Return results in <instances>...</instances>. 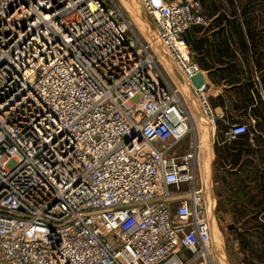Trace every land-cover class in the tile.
<instances>
[{"label": "built area", "instance_id": "1", "mask_svg": "<svg viewBox=\"0 0 264 264\" xmlns=\"http://www.w3.org/2000/svg\"><path fill=\"white\" fill-rule=\"evenodd\" d=\"M140 3L215 126L186 37L200 3ZM159 58L117 0H0V264L210 257L209 185L196 146L175 150L187 105Z\"/></svg>", "mask_w": 264, "mask_h": 264}, {"label": "crops", "instance_id": "2", "mask_svg": "<svg viewBox=\"0 0 264 264\" xmlns=\"http://www.w3.org/2000/svg\"><path fill=\"white\" fill-rule=\"evenodd\" d=\"M232 3L238 6L240 2ZM240 5L234 13H211L207 26L190 28L186 37L191 58L204 74L206 99L216 117L215 126L210 124L212 135L219 131L225 135L235 123L251 125L252 135L244 134L229 147L238 158L230 163L228 174L213 180L214 213L221 212L220 201L225 196L230 223L244 222L249 215L243 217V209L249 206L253 207L252 212L260 214L264 228V96L258 98L253 92L255 84H264V0H247V8L242 11L244 4ZM159 59L168 78L177 84L185 80L170 57ZM189 88L194 91L192 85ZM258 106L262 108L261 117L256 113ZM230 116L236 122L223 128L221 124ZM257 138L261 144L256 142Z\"/></svg>", "mask_w": 264, "mask_h": 264}, {"label": "rangeland", "instance_id": "3", "mask_svg": "<svg viewBox=\"0 0 264 264\" xmlns=\"http://www.w3.org/2000/svg\"><path fill=\"white\" fill-rule=\"evenodd\" d=\"M122 11L130 18L132 24L142 39L149 40L152 44L156 42V46L160 51L161 56L164 60L169 59L165 50L159 44L157 38L153 35L155 30L153 25V20L147 11L143 8L139 0H133L132 7L133 11L145 21L149 22L147 27V32L151 34L152 40L146 37L144 25L137 23L135 16L125 7L126 4L122 0H117ZM204 1V2H203ZM198 0L200 3V8L205 16H211L213 12H219L220 14L235 12L237 7H241L246 10L247 0H236L240 2L237 6L232 3L234 0ZM259 1V0H253ZM251 8H254L251 5ZM250 9V8H249ZM143 23V22H142ZM210 23L203 26H207ZM144 30H142V29ZM149 28V29H148ZM166 58V59H165ZM168 62V61H166ZM168 64V63H167ZM162 67V65H160ZM185 82V83H184ZM181 91L185 95L182 98L183 102L187 105V116L186 123L189 127V131L185 137H183L176 145V152L183 154L187 151H191L196 146L197 156L196 162L198 167H200L203 177L209 185L208 197L211 203L210 215L213 216V246L212 252L209 258H201V264H264V228L261 227V221L259 219V213L252 212L253 207H247V210L243 209L244 216L249 215L245 218V221L239 224L237 221L230 223L229 212L227 211L228 200L223 196L220 201L221 212L216 214L213 212L214 208V195H213V180L223 174H228L230 163H232L235 158H238L236 153H231L229 147H231L235 142L232 143L225 140L226 134L223 131L217 132L212 135V128L210 127L209 120L203 111L202 101L200 96H198L192 89L187 81L182 80L179 83ZM243 86V85H242ZM241 85L238 87H242ZM264 84H255L253 86V92L260 98L264 96ZM184 87V88H183ZM209 98V97H208ZM257 115L261 117L263 115L262 108L257 107ZM264 118V115L262 116ZM227 121L222 123L223 128L227 127L228 124L236 122L235 117L226 118ZM264 123V119H263ZM249 135V134H248ZM256 142L261 144V140L257 138ZM264 142V141H263ZM231 143V144H230ZM242 145L245 144L244 140L240 142ZM240 144V145H241ZM263 145V144H262ZM256 155V154H254ZM244 156V154H243ZM241 156V157H243ZM225 192V191H224ZM217 208V209H218ZM247 211V214H246ZM237 216H241V213H237ZM264 218V216H263ZM264 227V226H263ZM205 259V260H204Z\"/></svg>", "mask_w": 264, "mask_h": 264}, {"label": "bare ground", "instance_id": "4", "mask_svg": "<svg viewBox=\"0 0 264 264\" xmlns=\"http://www.w3.org/2000/svg\"><path fill=\"white\" fill-rule=\"evenodd\" d=\"M123 2H124V4H126L125 5V7L126 8H128V10H130V12L135 16V19H136V21H137V23L138 24H140V25H144V27H145V35H146V37L148 36V38L150 39V40H152V37L153 36H156V33H155V31H153L152 33H153V35H151V34H149L148 32H147V27L149 26V22L148 21H145V19L143 20L137 13H136V11L134 12L133 11V7H132V3L134 2L133 0H122ZM139 2H140V0H139ZM143 22V23H142ZM142 29V28H141ZM149 29V28H148ZM143 30V29H142ZM144 31V30H143ZM152 37H151V36ZM157 37V36H156ZM154 38V37H153ZM155 40H157V38H155ZM152 46H153V48L155 49V51L160 55V57L162 58V56H161V54H160V51L158 50V48H157V46H156V42L154 41L153 42V40H152ZM164 60V59H163ZM184 88V87H183ZM178 113L180 114V118H181V120L183 121V127H185V128H187L188 129V131L190 130L189 129V127H188V125H187V123H186V118H185V116L182 114V112L180 111V110H178ZM212 210H213V208H212ZM209 211H211V203H210V201H209ZM211 214V213H210ZM211 216V215H210ZM213 216H211V218H212ZM212 220V219H211ZM212 233H213V231H212ZM213 235V234H212Z\"/></svg>", "mask_w": 264, "mask_h": 264}, {"label": "water", "instance_id": "5", "mask_svg": "<svg viewBox=\"0 0 264 264\" xmlns=\"http://www.w3.org/2000/svg\"><path fill=\"white\" fill-rule=\"evenodd\" d=\"M192 81H193L194 85L197 88L202 87L204 85V83H205V78H204L203 72H200L199 74H197L196 76H194L192 78Z\"/></svg>", "mask_w": 264, "mask_h": 264}, {"label": "trees", "instance_id": "6", "mask_svg": "<svg viewBox=\"0 0 264 264\" xmlns=\"http://www.w3.org/2000/svg\"><path fill=\"white\" fill-rule=\"evenodd\" d=\"M194 27V26H193ZM192 28V27H191ZM245 135H242L241 137L243 138Z\"/></svg>", "mask_w": 264, "mask_h": 264}]
</instances>
